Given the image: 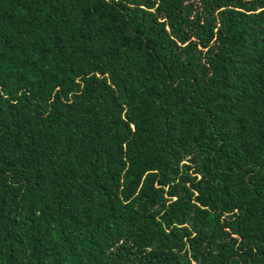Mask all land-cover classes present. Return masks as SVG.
<instances>
[{
    "label": "trees",
    "instance_id": "1",
    "mask_svg": "<svg viewBox=\"0 0 264 264\" xmlns=\"http://www.w3.org/2000/svg\"><path fill=\"white\" fill-rule=\"evenodd\" d=\"M0 264H264V0H0Z\"/></svg>",
    "mask_w": 264,
    "mask_h": 264
}]
</instances>
